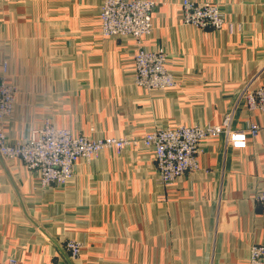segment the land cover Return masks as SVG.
<instances>
[{
    "label": "crops",
    "instance_id": "crops-1",
    "mask_svg": "<svg viewBox=\"0 0 264 264\" xmlns=\"http://www.w3.org/2000/svg\"><path fill=\"white\" fill-rule=\"evenodd\" d=\"M155 2L142 45L167 53L178 86L136 84L131 36L101 33L103 0H0V77L18 88L4 123L10 143L47 120L93 139L137 137L179 125L264 126L241 97L264 84V0H193L220 6L235 26L182 23V0ZM201 169L161 183L152 147L78 160L65 185L43 187L19 159L0 160V264H249L264 245V131L247 147L223 137L199 145ZM83 244L77 259L65 245Z\"/></svg>",
    "mask_w": 264,
    "mask_h": 264
},
{
    "label": "built area",
    "instance_id": "built-area-1",
    "mask_svg": "<svg viewBox=\"0 0 264 264\" xmlns=\"http://www.w3.org/2000/svg\"><path fill=\"white\" fill-rule=\"evenodd\" d=\"M182 20L187 26L214 31L235 26L228 22L220 6L211 2L182 0ZM155 2L150 0H103L100 11L101 33L105 37L131 36L138 44L134 56L136 84L145 90L172 89L178 86L166 67L167 53L163 49L149 50L142 40L153 30L152 13ZM0 77V160L19 159L30 172L40 177L43 187L65 185L74 175L78 160L90 161L104 150L120 154L128 147L144 145L155 152L156 168L162 184L169 186L180 177L192 174L200 167V143L210 138L223 137L227 147L244 149L248 138L256 137L264 126L250 122L245 128L233 126L234 113H227L218 125H179L175 128L158 129L137 137H104L93 139L71 130L54 126L46 121L34 129L28 139L10 143L4 131V123L13 114L18 88L7 77V65L3 64ZM252 82L243 90L242 98L250 112L264 113V84L251 88ZM256 203L264 212L263 187L256 196ZM66 250L77 259L83 244L69 240ZM8 264H16L9 258ZM249 264H264V245L250 247Z\"/></svg>",
    "mask_w": 264,
    "mask_h": 264
},
{
    "label": "rangeland",
    "instance_id": "rangeland-1",
    "mask_svg": "<svg viewBox=\"0 0 264 264\" xmlns=\"http://www.w3.org/2000/svg\"><path fill=\"white\" fill-rule=\"evenodd\" d=\"M200 3V2H199ZM182 23L184 24V25H186L185 23H184V21L182 20ZM12 83V82H11ZM14 84V83H13ZM251 88H254V87H252L251 86ZM159 90H164V89H159ZM241 97H242V95H241ZM40 178V177H39ZM50 186H52V185H50ZM46 187H49V186H46ZM254 245V244H253ZM66 248V247H65ZM68 252V251H67ZM69 253V252H68ZM69 255H70V253H69ZM70 257H71V255H70Z\"/></svg>",
    "mask_w": 264,
    "mask_h": 264
}]
</instances>
